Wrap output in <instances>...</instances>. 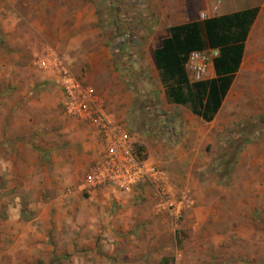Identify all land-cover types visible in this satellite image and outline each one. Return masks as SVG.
I'll return each mask as SVG.
<instances>
[{
	"label": "rangeland",
	"instance_id": "obj_1",
	"mask_svg": "<svg viewBox=\"0 0 264 264\" xmlns=\"http://www.w3.org/2000/svg\"><path fill=\"white\" fill-rule=\"evenodd\" d=\"M215 6L0 0V264H87L104 247L109 264H264V10L210 122L168 97L155 63L171 26ZM70 78L93 87L140 157L190 192L181 221L149 182L130 194L60 183L46 145L63 116L75 119L65 109Z\"/></svg>",
	"mask_w": 264,
	"mask_h": 264
},
{
	"label": "built area",
	"instance_id": "obj_2",
	"mask_svg": "<svg viewBox=\"0 0 264 264\" xmlns=\"http://www.w3.org/2000/svg\"><path fill=\"white\" fill-rule=\"evenodd\" d=\"M213 9L218 10V6ZM217 57L219 51L214 49L190 53L186 68L195 82L210 75ZM65 109L78 121L93 124L101 135L103 151L87 173V188L111 187L117 192L130 194L149 182L158 187L160 208L166 210L173 220H182L192 205L190 192L173 188L157 165L140 157L130 131L107 111L93 87L84 88L71 78L67 79Z\"/></svg>",
	"mask_w": 264,
	"mask_h": 264
},
{
	"label": "trees",
	"instance_id": "obj_3",
	"mask_svg": "<svg viewBox=\"0 0 264 264\" xmlns=\"http://www.w3.org/2000/svg\"><path fill=\"white\" fill-rule=\"evenodd\" d=\"M258 9L171 26L170 36L154 52L157 69L168 97L210 122L218 113L239 71L249 31ZM216 49V77L191 82L186 70L190 53Z\"/></svg>",
	"mask_w": 264,
	"mask_h": 264
},
{
	"label": "crops",
	"instance_id": "obj_4",
	"mask_svg": "<svg viewBox=\"0 0 264 264\" xmlns=\"http://www.w3.org/2000/svg\"><path fill=\"white\" fill-rule=\"evenodd\" d=\"M189 1L192 5V8L195 10L197 9V14L200 12L208 11L211 9V6H213L214 4H217L218 13L216 15L209 14L207 18L218 17L222 15H229V14L242 12V11L249 10V9H258V14L254 21L255 23L259 19L260 15L262 14V11L264 10V0H189ZM191 15L192 14H189V16ZM192 21L194 20L184 22V23L183 22L177 23V24H174L173 26L189 23ZM252 26L250 28L248 38L250 36ZM169 36H170V33L165 38ZM246 43H245V46H246ZM241 65H242V62H241ZM241 65H240V68H241ZM209 76L210 77L208 79H212L216 77V72H215L214 67L212 68ZM232 85L228 93L230 92ZM224 102H225V99L223 100L218 113L222 109ZM106 108H107V111L111 113V111L109 110V107L107 106ZM218 113L215 115V117L218 115ZM59 123H60L59 133L57 135L55 134L57 137L54 136L55 138H53L52 144H49L48 146L46 145V148L49 149L48 154L51 155L53 159L58 160V163L56 164L55 176L57 177V179L58 178L61 179L60 183L62 185H65V186L72 185L75 189L79 188L82 191H86L92 194L97 189L87 188L85 179L83 181V179L80 178L81 176L80 173L86 170V173H85V178H86L90 167L96 161L100 159L101 153L103 151L101 135L99 134L98 130L95 128L93 124H89L83 121H78L77 119H73V118L70 119L68 117L65 119V117L63 116L60 119ZM48 126H50V124ZM67 132H68V135H65ZM27 150L32 152L30 148H27ZM64 204L65 202L64 203L62 202V205ZM33 230L35 231V228ZM33 230H30V231H33ZM108 255L110 254H109L108 248L106 247L99 250V252H97L96 249L93 248L91 249L90 252H88L87 256H91V258L93 257L95 260L93 259L91 260V263L87 262V264H109Z\"/></svg>",
	"mask_w": 264,
	"mask_h": 264
}]
</instances>
